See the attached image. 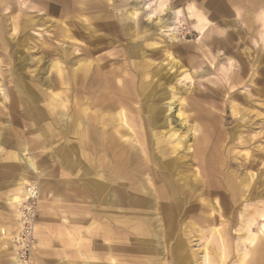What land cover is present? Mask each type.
Masks as SVG:
<instances>
[{
	"label": "bare ground",
	"instance_id": "1",
	"mask_svg": "<svg viewBox=\"0 0 264 264\" xmlns=\"http://www.w3.org/2000/svg\"><path fill=\"white\" fill-rule=\"evenodd\" d=\"M53 1L59 3L62 0ZM210 1L207 7L208 10L210 9L209 6L211 7L209 13L211 16H208L206 11L196 8L195 2L192 4L190 0H185L188 12L192 18L196 19L197 23L196 29L199 39L196 49L204 52L208 60H211V56L207 54L205 47L213 45L215 48L228 51L233 47L232 36L234 32L237 34L239 32L234 30L233 25V20L235 21L238 15L235 16L234 14L233 17L231 13V6L239 0ZM93 4L89 5V12H99L96 15L101 20V24L93 26L86 21L84 25H78L77 30L72 31L70 35L74 43L78 41L77 36L82 38L89 36L88 44L91 41L90 44H94L101 39L98 34L99 31L101 33L104 31L105 35L114 37L129 36V40L122 43L116 51V47H114V52L110 51L111 53L108 55L104 53L96 57L94 55L101 49L100 44L91 45L92 48L87 44L86 50H84L85 54L72 64L76 67L71 70L70 74H66L59 62L52 61L48 70L51 69V72H56V76H42L40 73L39 85L36 84V81L27 84L31 103H39V107L33 104L31 107L35 109L33 121L39 125L37 127L38 132L35 134L39 138V148H42L39 153L44 158H41L40 164L37 166L32 157L25 155V152L30 150L29 147L24 142L17 141L12 144L13 150L9 151V155L2 159L0 182L3 183L6 178L8 184L12 185V191L7 199L15 207L18 215L14 219L15 222L10 224L6 222L7 218H4V223L0 227L4 231L2 233L5 237L9 236L11 228H17V232L21 229L24 231L28 229V227H23L24 223L20 218L22 215L26 218V212L17 210V207L36 195L37 188L31 184V180L39 178L42 197L45 198L48 197V194H52L55 201L60 202L81 199L87 205L83 213L90 217L88 227L80 229V227L74 226L66 231L65 234L68 237L63 236L64 232L56 235L57 245L63 250L61 253H56L57 257L54 258L62 259L66 251L75 247L77 249L76 259L73 260L72 264H124L120 261L123 251L126 252L120 242L122 238V228L120 227L123 223H132L137 234L148 236V230L152 228L153 220L157 219L163 222L161 223L163 225L160 226L164 229L165 234L170 233L172 235L174 222L184 215L187 203L193 201V197H190V189L194 187H190L192 178L203 183L206 190L214 191L213 178L218 174L220 161L218 152L215 151V145L211 144L212 138L210 137L213 136V127H215L217 118L216 113L209 107L203 106L202 101L196 97V95L201 94V91H195V87H193L195 93H191V91V94L185 98L177 95L180 88L175 85V81L180 80L182 78L180 76L185 72L187 73L188 70L182 69V64L178 58L170 52V48L175 44L176 36H172L169 41L163 38V40L157 41V38L154 37L158 30L162 33L166 32V35H172L169 32L174 33L175 31V27L171 25V20L168 21L169 18L171 19V6L168 5V0H161L159 4L158 12H163L165 15L159 17L158 23L153 27L148 25V27L141 29L136 27L132 21L130 25L126 26H120L116 22L110 21V18L117 19V14L104 11L100 0H94ZM137 14L136 7L131 11H126L127 18L132 16L134 22ZM177 14L179 15V13L176 12L174 21L177 20ZM165 16L169 18L166 19ZM211 17L214 19L222 17L221 21L225 25L229 23L232 25H229L228 28H222L219 24H214L210 19ZM186 38H188L187 35ZM111 46L112 44H110V48ZM119 52L126 53L129 67L125 64L118 66L115 63L116 56H112ZM160 55H165V58L158 61ZM247 66V60L239 65L244 75ZM233 67L234 63L230 62V69ZM227 81L234 88V83L241 82L242 79L240 76H229ZM57 84L61 86L63 92H53V88ZM225 86L227 85L225 84ZM208 88L211 90L208 93L206 89L208 96H212V93L217 90ZM66 91L70 93V96L66 94ZM5 100L6 98L2 101L3 104H5ZM12 109L15 119L11 121L18 125L21 120L19 115L15 116L17 107L13 105ZM187 110H194L195 112L187 115ZM137 125L139 126V133L135 129ZM4 127L3 123L0 122L1 152L5 149L3 145H8L12 141L9 137L15 136L13 135L15 130L10 127L7 133L9 136L5 137L2 134ZM131 127L135 132L134 134L128 130ZM187 134L193 136V144L187 143ZM20 137L23 138L24 136L21 135ZM45 149L49 150L50 154ZM185 150L189 154L188 161L185 160L186 156L181 158L179 155L181 151ZM65 157L69 161L65 160ZM193 159L199 167L202 180L198 179L196 174L188 173V170L183 168L185 162L189 163ZM60 165H62L61 168ZM56 169H58L57 174H55ZM61 181H64L63 190H58ZM202 194L203 191L196 196ZM199 201L206 202L204 198L199 199ZM209 208L214 213L220 212L217 201L210 203ZM51 211H54V208L51 207L49 212L47 211L48 214ZM27 219L29 218L27 217ZM250 224L247 220V230H249ZM44 227L46 229L44 231L39 228V240L42 241V246L49 248L53 237L51 238L49 236L51 234L47 233L49 226L45 225ZM98 230H101V233L97 234ZM215 231L214 234L217 235ZM214 234L213 236H215ZM95 235L103 237L101 252L96 251L99 246L95 244ZM250 238L252 239V237ZM64 239H66L65 243ZM216 239L215 241H217ZM219 239L217 243H219L221 253L213 251L214 245L211 251L216 253L219 260H223L226 258L228 250H226L223 236ZM22 242L17 249L9 250L7 248L9 242L4 240L1 244L3 250L0 251L2 258L11 257L15 250L18 252L23 245ZM204 246L208 247V245ZM78 247L80 248L78 249ZM253 248L257 249L254 264H264V249L259 248L258 245ZM206 249L208 248H205V252L203 251L202 261L199 263L196 261L197 264H213L214 257L212 258L210 250ZM142 250L151 251L150 248L145 247ZM173 250L179 262L189 260L183 238H178ZM101 259L103 262L100 261ZM151 259L153 258L151 257ZM17 263L20 264L18 260Z\"/></svg>",
	"mask_w": 264,
	"mask_h": 264
},
{
	"label": "rangeland",
	"instance_id": "2",
	"mask_svg": "<svg viewBox=\"0 0 264 264\" xmlns=\"http://www.w3.org/2000/svg\"><path fill=\"white\" fill-rule=\"evenodd\" d=\"M86 1L62 0L58 3L53 0H0V119L2 120L0 122L5 126L2 131L5 137L9 136L7 133L10 127L15 130L13 132L15 136L9 137L12 141L8 145H3L5 149L3 152L0 151V163L9 155V151L13 150L11 146L17 141L24 142L29 147L30 150L26 151L25 155L32 157L37 166H39L41 158H44L39 153L42 148H39V138L35 135L39 125L33 121L35 109L31 107L33 103H31V95L26 86L29 82L35 81L39 85L40 73L42 76H56V72H51V69L48 70L52 61L59 62L66 74H70L71 70L76 67L72 64L83 57L90 38L89 36H87L88 38L77 36L78 41L74 43L72 37L70 38L72 31L77 30V26L84 25L86 21L93 26L101 24V20L96 15L99 12H89L88 9L89 5H94V0ZM190 1L192 4L195 2L196 8L206 11V14L211 16L209 14L211 7L209 6V10L207 7L210 0ZM100 2L104 11L117 14V19L110 18L109 20L120 26L130 25L133 22L139 29L148 27V25L153 27L158 23L159 17L165 15L163 12H158L161 0H100ZM168 5L171 6V19L168 16L165 18H169L168 21L171 20V25L175 27V31L174 33L169 32L172 35H166V32L162 33L158 30L154 37L157 38V41L163 39L169 41L172 36H176L175 44L170 48V52L178 58L182 64V69L188 70L187 73L185 72L180 76L182 77L180 80L175 81V85L180 88L177 95L185 98L188 94L200 90L201 94L196 95V97L202 101L203 106L209 107L216 113L217 122L213 127V136L210 138H212L211 144L215 145V151L218 152L220 167L218 177L213 178L214 191L206 190L203 183L192 178L195 181H192V185H190V187L194 186L190 189V197H193V201L187 203L184 215L174 222L172 235L170 233L165 234L161 227L163 222L157 219L153 220L152 228L148 230V236L137 234L132 223H123L120 227L122 228L120 242L126 252L123 251L120 261L124 264H195L196 261L197 263L202 261L205 248H208L211 257H214L213 264H254L257 249L253 247L258 245L259 248L264 249L262 248L264 245V0H239L231 6L232 16L238 15V18L233 20L234 30L240 33L234 32L232 36L233 47L228 51L215 48L213 45L205 47L207 54L213 57H210L211 60H208L204 52L196 49L199 39L196 29L197 23L196 19L192 18L188 12L185 0H168ZM135 7L138 14L134 22L132 16L127 18L126 11H131ZM176 12L179 15L177 14V20L174 21ZM210 19L222 28H228L229 25H232L230 23L225 25L221 21L222 17L219 19L211 17ZM98 34L101 38L100 41L90 44L91 41L88 44L90 46L100 44L101 49L94 55L95 57L104 53L108 55L114 52V47H116V51L122 43L129 40V36L114 37L105 35L104 31L103 33L99 31ZM137 40L140 41V39ZM110 44H112L111 48ZM125 55L126 53L119 52L112 57L116 56L115 63L118 66L125 64L129 67ZM163 58L165 55H160L157 60L161 61ZM244 60L248 62L245 75L239 67ZM230 62L234 63L233 69H230ZM229 76H240L242 81L234 83L233 88L227 81ZM193 87H195V91H193ZM208 87L217 89L212 93V96L207 95V91L208 93L211 91ZM61 89V86L57 84L53 88V92H63ZM66 94L70 96L67 91ZM4 98H6L5 104L2 103ZM13 105L17 107L15 116H20L21 123L18 125L11 121L15 119L13 118ZM33 105L39 107V103ZM194 112V110H187L186 114L191 115ZM135 129L139 133L138 125L135 126ZM128 130L131 131V134L135 133L132 127ZM19 135L24 137L21 138ZM37 139L38 141H36ZM186 139H188L186 140L187 143L189 142L188 144H193L192 135L187 134ZM211 148L214 150L213 146ZM45 151L50 154L49 150L45 149ZM179 155L181 158L186 156L185 160L189 158L186 150L181 151ZM220 155L222 156L220 157ZM65 160L69 161L66 157ZM195 163V159L190 160L189 163L185 162L183 168H186L188 173L196 174L198 179L202 180L199 167ZM61 167L62 165H60ZM55 171L57 174L58 169ZM61 182L58 190H63L64 181ZM31 184L37 188L36 195L17 207V210L26 212V218L23 215L20 218L24 223L23 227L28 226L30 230L21 229L17 232V228L14 227L11 228L9 236L5 237L2 233L4 231L0 227V251L3 250L1 244L4 240L9 242L7 247L9 250L17 249L21 242H24H22L23 245L18 252L15 250L11 257L2 258L0 255V264H18L17 260L19 263L22 260L20 264H72L73 260L76 259L77 249L74 247V249L66 251L63 260L54 258L57 257L56 253L62 252L63 248L57 243L49 248L42 246V241L39 240V228L44 231L46 230L44 226L48 225L47 233L57 238L56 235L62 232H64L63 236L68 237L65 234L66 231L74 226H78L80 229L88 227L90 217L83 213L85 212L84 208L87 207L86 202L81 201V199L55 201L52 194H48V197L44 198L40 191L39 178L37 180L32 179ZM12 188L6 178L3 183L0 182V226L4 223V218H7L6 222L10 224L15 222L14 219L18 215L15 207L7 199ZM201 191H203V196H196ZM196 197L197 199H195ZM198 198H204L206 202L203 203ZM214 201H217L220 206L219 213H214L209 208L210 203L212 204ZM62 202H65V205ZM51 207L54 208V211L48 214ZM247 220H249V224L251 221L249 230L246 227ZM213 228L214 230H212ZM157 229L159 230L157 231ZM214 231L217 235L214 234ZM248 231L250 232L248 233ZM99 233L101 230L97 231V234ZM219 234H222L227 247L226 250H228L226 258L223 260H219L215 253L216 251L221 253L219 243H217L221 238ZM144 237L146 239H143ZM179 237L185 241L188 261L181 260L179 262L175 256L173 249ZM94 238L96 239L95 244L99 246L96 251L101 252L103 237L95 235ZM138 243L141 244L138 245ZM204 245H208V247ZM144 247L150 248L151 251L142 250ZM212 247H214L213 251L215 252L211 251ZM99 256L101 255L99 254ZM100 261L103 262V259Z\"/></svg>",
	"mask_w": 264,
	"mask_h": 264
},
{
	"label": "crops",
	"instance_id": "3",
	"mask_svg": "<svg viewBox=\"0 0 264 264\" xmlns=\"http://www.w3.org/2000/svg\"><path fill=\"white\" fill-rule=\"evenodd\" d=\"M60 235V234H59ZM51 238H52V243L50 244L51 246H49V247H53L52 245H55L56 243H57V241H56V237L55 236H53V235H49ZM65 239H64V243H65ZM59 260H63V257H62V259H59ZM64 262V261H63Z\"/></svg>",
	"mask_w": 264,
	"mask_h": 264
},
{
	"label": "built area",
	"instance_id": "4",
	"mask_svg": "<svg viewBox=\"0 0 264 264\" xmlns=\"http://www.w3.org/2000/svg\"><path fill=\"white\" fill-rule=\"evenodd\" d=\"M26 227H28V226H26ZM28 229H29V227H28ZM28 229H27V230H28ZM29 230H30V229H29Z\"/></svg>",
	"mask_w": 264,
	"mask_h": 264
}]
</instances>
